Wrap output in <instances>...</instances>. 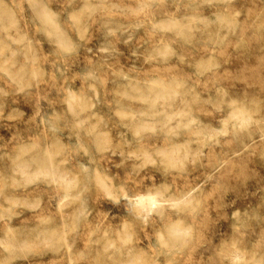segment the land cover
I'll return each instance as SVG.
<instances>
[{
	"label": "clouds",
	"instance_id": "1",
	"mask_svg": "<svg viewBox=\"0 0 264 264\" xmlns=\"http://www.w3.org/2000/svg\"><path fill=\"white\" fill-rule=\"evenodd\" d=\"M0 264H264V0H0Z\"/></svg>",
	"mask_w": 264,
	"mask_h": 264
}]
</instances>
